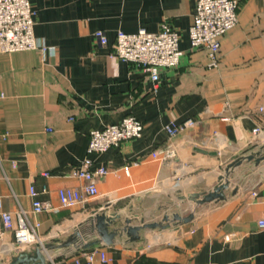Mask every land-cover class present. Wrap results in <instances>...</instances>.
Returning a JSON list of instances; mask_svg holds the SVG:
<instances>
[{
    "label": "crops",
    "instance_id": "crops-1",
    "mask_svg": "<svg viewBox=\"0 0 264 264\" xmlns=\"http://www.w3.org/2000/svg\"><path fill=\"white\" fill-rule=\"evenodd\" d=\"M238 1L237 24L220 37L211 68L206 50L189 44L196 0H29L33 33L53 53H0V197L15 224L21 211L40 222L39 240L18 248L0 219V264L75 230L79 243L95 239L90 219L101 211L130 217L131 225L162 221L166 212L170 220L135 240L123 233L87 249H43L46 264H74L94 248L107 259L92 264H264V132L256 143L252 135L254 127L264 131V0ZM161 23L177 31L182 56L160 70L153 90L140 65L110 56V44L118 30L156 31ZM97 30L109 45L97 43ZM127 115L142 123L141 136L91 154L94 166L108 169L98 194L60 207L57 189L84 182L71 170L87 154L89 131ZM186 118L198 122L166 134L165 125ZM247 155L231 168L223 199L195 206L191 194L212 189L229 162ZM30 186L54 209L34 215ZM191 212L188 222L171 219Z\"/></svg>",
    "mask_w": 264,
    "mask_h": 264
},
{
    "label": "built area",
    "instance_id": "built-area-1",
    "mask_svg": "<svg viewBox=\"0 0 264 264\" xmlns=\"http://www.w3.org/2000/svg\"><path fill=\"white\" fill-rule=\"evenodd\" d=\"M238 0H196L191 24L188 28V39L191 48H202L208 56V67L218 65L220 37L233 28L238 21ZM29 0H0V53L14 51L39 50L53 53V47L46 45L33 33V16ZM97 43L109 45L108 38L102 30L93 33ZM110 56L128 63H135L148 73L155 90L159 83V72L164 68H173L182 56L179 48V35L175 29L166 23H161L156 31L140 28L135 32L118 30L114 41L110 44ZM197 119L186 118L179 122L171 121L164 130L169 137L197 124ZM143 125L133 115L125 116L119 123L108 124L102 128L92 129L88 133L86 156L71 170L73 177L84 182L79 187H61L57 189L60 207L68 208L79 204L98 194L96 181L108 172L104 165L94 166L91 154H100L120 142L140 137ZM264 132L259 127L252 129L253 140ZM7 134H3L6 136ZM156 156V153H153ZM128 166L124 167L127 171ZM46 175L47 173H43ZM46 188L43 187V191ZM33 186L28 189L32 198V213L34 215L54 208L48 202L39 200ZM0 219L6 229H12L16 246L27 249L37 240V229L40 222L29 220L26 213H16V224L13 214L4 210L0 197ZM258 226L264 227V219L258 221ZM229 236H233L230 234ZM98 257L105 261L106 255L97 248L82 251L73 258L74 264H92Z\"/></svg>",
    "mask_w": 264,
    "mask_h": 264
},
{
    "label": "water",
    "instance_id": "water-1",
    "mask_svg": "<svg viewBox=\"0 0 264 264\" xmlns=\"http://www.w3.org/2000/svg\"><path fill=\"white\" fill-rule=\"evenodd\" d=\"M264 145L262 146V148ZM200 152H205L202 149L197 148ZM251 155L240 156L237 159L229 162L225 168L224 173L218 176V183L212 187V189L205 191L201 194L200 197L196 193L191 194L190 196L194 199L195 206L209 202L215 199H223L225 197L223 190L228 187V176L230 174L231 168L237 166L245 158L249 159ZM262 158V157H261ZM193 218V213H189L187 216H180L177 213L172 215L173 221H184L188 222ZM170 218L168 215H164L162 221H153V222H143L138 225H131V218L124 217L121 218L119 213H109L105 211L95 212L90 219L91 229L97 234V237L93 240L86 241L84 243H79L78 238L80 236L79 231L75 230L71 233L65 240L54 245L51 243L41 245H36L34 249V254L29 252H20L15 255L10 264H46V258L43 254V249L51 250L57 248H68L70 246L75 247V249H87L99 243L110 244L113 241L115 236H121L123 233L129 236L130 240H135L139 236V231L145 228H164L166 223ZM121 224V225H118ZM111 226L113 228L109 229Z\"/></svg>",
    "mask_w": 264,
    "mask_h": 264
},
{
    "label": "rangeland",
    "instance_id": "rangeland-1",
    "mask_svg": "<svg viewBox=\"0 0 264 264\" xmlns=\"http://www.w3.org/2000/svg\"><path fill=\"white\" fill-rule=\"evenodd\" d=\"M253 142H257V139H254ZM254 167L253 166H249L246 170L245 173L246 174H252L254 172ZM166 214L170 217V214L168 212H166Z\"/></svg>",
    "mask_w": 264,
    "mask_h": 264
}]
</instances>
